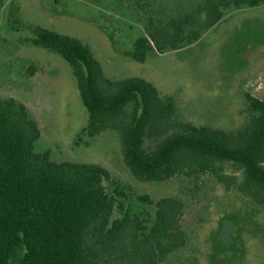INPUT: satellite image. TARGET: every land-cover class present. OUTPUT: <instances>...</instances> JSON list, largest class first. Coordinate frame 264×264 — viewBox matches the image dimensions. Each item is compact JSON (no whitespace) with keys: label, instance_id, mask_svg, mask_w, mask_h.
I'll return each instance as SVG.
<instances>
[{"label":"trees","instance_id":"16d2710c","mask_svg":"<svg viewBox=\"0 0 264 264\" xmlns=\"http://www.w3.org/2000/svg\"><path fill=\"white\" fill-rule=\"evenodd\" d=\"M113 1L143 25L131 51L138 63L200 42L229 10L264 0ZM6 20L23 46L63 59L76 81L87 122L75 145L104 132L119 136L122 161L140 182L175 180V195H138L99 164L53 162L37 153L41 131L28 107L0 99V264H188L200 253L198 228L221 191L264 216V99L244 92L245 120L233 129L194 125L173 95L142 77L110 80L80 39L25 22L9 4ZM24 77L37 71L23 61ZM110 187L107 192L104 183ZM131 199L141 204L135 212ZM152 208V211L150 210ZM119 216L113 218L114 210Z\"/></svg>","mask_w":264,"mask_h":264},{"label":"rangeland","instance_id":"374dc122","mask_svg":"<svg viewBox=\"0 0 264 264\" xmlns=\"http://www.w3.org/2000/svg\"><path fill=\"white\" fill-rule=\"evenodd\" d=\"M11 1L21 18L87 44L110 80L142 77L161 95L176 97L184 117L194 125L233 130L245 120L243 93L264 99V5L227 11L196 45L138 63L113 49L131 51L143 36V25L130 9L113 1L93 5L85 0H0V99L23 102L37 120L41 135L37 153L48 151L53 162L91 163L106 168L114 179L138 195L154 200L178 192V183L140 182L125 167L119 136L104 132L87 145H75L87 122L68 64L59 56L23 46L26 33L12 31L6 16ZM23 61L37 67L30 81ZM107 192L109 185L104 183ZM137 212L141 204L131 199ZM152 211V208H150ZM119 216L114 210L113 218ZM198 228L200 253L188 264H264V216L251 206L218 191Z\"/></svg>","mask_w":264,"mask_h":264}]
</instances>
